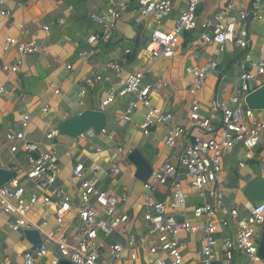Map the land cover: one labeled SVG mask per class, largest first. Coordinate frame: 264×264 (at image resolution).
<instances>
[{"label": "built area", "instance_id": "obj_1", "mask_svg": "<svg viewBox=\"0 0 264 264\" xmlns=\"http://www.w3.org/2000/svg\"><path fill=\"white\" fill-rule=\"evenodd\" d=\"M105 9L100 13H92L91 19L101 25V32L91 33L86 38L88 46L78 52L80 59L97 54L101 47L99 43H107L116 27L122 13L126 10L130 0H104ZM139 13L149 18L150 33L144 49L150 60L160 57L170 58L182 40L186 31L197 27V6L200 0H187V5L179 13L171 30H164L160 24L172 9L171 0H135ZM241 0H225V4L215 15L206 18L200 23L199 38L203 43H214L220 51L224 44L229 43L243 50L237 59L239 68L234 82L232 94L229 97L231 106L226 102L213 103V109L205 115H200L201 104L197 94L203 89L207 75L216 70L218 62L209 61L206 66L192 65L186 72L192 77L188 93L191 95L190 107L186 122L177 124L172 121V115L151 103V86L142 84V71H134L121 75L122 64L126 61L129 49L123 55L105 62V67L113 70L118 78L119 87H108L101 101L100 110L113 101L116 96L127 93L133 95L126 107L115 114L117 123L131 120L133 112L143 107L145 115L141 122L143 134H149L151 128L157 124L166 126L165 143L173 150V161L165 160L154 168L149 177L142 182L146 190L144 200L151 209L144 212L142 217L149 227L148 252L152 255V264H219L215 248L218 244L217 233L220 228L229 226V219L218 215L219 211L227 213L234 219L235 232L233 235H224L223 251L229 262L239 251L243 257V264H259L262 261L258 255V241L264 227V199L254 203L247 215H240L236 207L224 208L225 190L220 183L219 174L222 169L224 153L239 146L243 150V157L238 166L246 165V160L252 158L261 145L264 134V118L250 109L244 102V97L251 90L264 83L259 76L264 75V38L262 52L254 55L251 49L248 25L251 22L264 20V1L248 0L247 5L240 6ZM6 0H0V15L8 17L11 10L5 7ZM18 1V5H21ZM233 11V13L231 12ZM63 23L62 19L58 20ZM154 24V25H153ZM24 25L19 24L20 35H24ZM44 26L43 30H47ZM14 46L21 55L40 52L41 46L34 39L25 40L15 36H8L4 41V48ZM46 52H48L46 50ZM20 60L15 64L3 65V70L15 74ZM66 68H72L67 64ZM103 74L91 69L82 79L78 91L79 104H83V96L87 88L100 82ZM54 94L60 89L49 83ZM4 91L0 87V93ZM49 105L44 104L43 110ZM219 112V115L217 114ZM69 116L68 113L64 117ZM31 124V116L25 112L17 118L11 128L5 133V139L12 153L26 154L25 166L19 163L6 166L12 172L8 180L0 184V212L7 215L6 226L12 231L35 229L40 233L41 242L34 243L21 255V264H58L65 260L73 264H103L99 262L100 255L107 253L112 261L121 260L122 254L129 260L138 258V250L142 241L125 237L124 243L115 241L108 243L107 239L115 233H122L128 222V213L119 207L124 204L125 197L101 189L85 175V166L77 162L73 169V176L79 181V192L74 198L70 192L59 183V158L53 149L37 151L38 144L26 138L25 130ZM100 132L109 139L113 133L102 128ZM83 134V133H82ZM59 135L57 128L46 132V138L51 140ZM100 151V148H96ZM122 151V148H118ZM264 168V158L261 160ZM185 170L189 184L198 198L192 209L193 217L200 222L192 223L187 219H177L174 214L184 212L187 206L188 194L179 183L178 171ZM96 175V170H91ZM107 172L116 175L120 172L117 164L111 163ZM25 182H32L40 192L27 191ZM157 184L167 186L169 197L152 199V192ZM40 204L43 207L51 206L55 218V226L45 229L44 220L40 225L29 219L31 209ZM74 210L79 221L75 234L66 233L70 226L65 221L66 215ZM201 232L202 245L199 249L198 262L186 261L183 256L184 244L180 239L181 233ZM1 233V230H0ZM48 243L57 247L58 256L42 261L49 253ZM5 259L0 264H10Z\"/></svg>", "mask_w": 264, "mask_h": 264}, {"label": "crops", "instance_id": "obj_2", "mask_svg": "<svg viewBox=\"0 0 264 264\" xmlns=\"http://www.w3.org/2000/svg\"><path fill=\"white\" fill-rule=\"evenodd\" d=\"M18 1L22 4L18 5ZM171 1L172 9L160 24L164 30H171L174 27L180 11L187 5V0ZM247 1L241 0L240 6L247 5ZM224 4L225 0H200L196 10L199 23L197 27L183 34L172 57H160L155 60H150L149 54L144 49L150 33L149 18L139 13L135 0L129 1L110 40L107 43L100 42V51L84 59L78 57V52L88 46L86 38L91 33L101 32L102 29L101 25L94 22L90 16L105 9L104 0H17L16 4L8 0L7 8L11 10V15L8 17L0 15V87L4 88L0 93V168L7 169V165L14 163L25 166L26 154L10 152L5 133L17 118L28 112L31 116V124L25 130L26 138L38 144L37 151L53 149L56 152L59 158V183L74 198L79 192V181L72 174L77 162L84 164L86 177L90 178L97 187L110 191L118 197H125V203L119 204V207L128 213L129 220L124 225L122 233H115L107 239V242L124 243L125 237H129L142 241V247L138 250L136 260L127 259L126 253H123L121 260L112 261L104 252L99 258V262L103 264H152L153 257L147 249L148 242L151 241L148 237L149 227L142 217L151 207L143 197L146 192L142 186L143 180L135 176L136 166L128 159V155L137 150L153 170L165 160L175 163L172 155L178 150L166 145V126L163 124H157L151 128L149 134H143L141 130V122L145 115L143 107L137 108L128 122L117 123L114 120L115 114L122 111L132 99L131 93L114 97L105 108L107 114L109 111L112 113L109 124V114L107 115L104 127L108 132L113 133L111 139L102 132L96 134L92 129L76 138H70L59 132V135L51 140L46 138V132L52 128L58 129V124L65 118V113L70 116L86 109H100L106 88L119 87L117 75L104 64L108 60L121 57L127 48L130 51L122 64L121 75L142 71V84L151 86V103L170 112L173 122L177 124L186 122L191 100L188 88L192 80L186 69L195 64L206 66L212 60L218 62L217 69L208 73L203 89L197 94L201 104L200 115L212 110L214 102H226L231 106L229 97L239 72L237 59L243 50L240 49L241 52L236 53L233 48L232 52L235 56L228 57L226 50L231 46L235 47L234 45L226 43L223 51H220L216 44L203 43L199 38L202 30L200 23L219 12ZM59 19H62L63 23H60ZM20 23L25 27L24 35H20ZM44 26H48V29L43 30ZM248 29L251 49L254 55H257L263 50L264 20L251 22ZM8 36L25 40L34 39L41 46V50L37 53L21 55L13 45L4 48V41ZM218 52L221 54L220 58L215 56ZM18 59L20 64L15 74L3 70V65L15 64ZM67 64H72V68H66ZM91 69L100 71L103 78L87 88L83 96V104L80 105L83 108L76 110L78 106L76 99H79L78 91L82 79ZM259 79L264 80V75L259 76ZM50 82L60 89L59 94L53 93L49 86ZM44 104L49 105L48 110H43ZM65 105L70 106L75 112L63 108ZM260 116L264 118V113H260ZM56 122L57 126H55ZM97 147L100 151L96 150ZM118 148H122V151H118ZM232 153L239 155L236 157L235 166L228 164L227 158ZM242 157L243 150L239 146L227 150L222 156L219 180L225 190L224 208L236 207L240 215H247L252 205L258 201H249L246 190L254 179H264V168L261 166V160L264 158V134L254 156L246 160L245 166L240 167L238 162ZM111 163L117 164L120 168V172L114 176L107 172ZM254 164L260 167L262 175H256L257 165ZM91 170H96V175L93 177ZM178 175L180 186L188 196L185 211L174 215L177 219H187L192 223L200 222L192 214L198 198L189 184L185 170L180 168ZM25 187L27 191L40 192L32 182H25ZM169 195L167 186L163 184H157L151 194L152 199L155 200L167 198ZM28 215L37 225L45 220L47 223L43 226L45 229L52 228L56 224L51 206L43 207L36 204ZM218 215L229 219V226L220 228L216 234L218 244L215 252L219 264H243L244 257L239 251L235 252L231 262L225 259L221 238L224 235L234 234L235 223L227 213L219 211ZM6 219L7 215L0 212V261L8 259L11 261L10 264H21V255L31 247L32 243L22 231H10L6 226ZM65 221L70 225L66 233L75 234L79 221L75 217L74 210L66 215ZM180 239L184 244L182 251L184 259L198 262L199 249L203 243L201 232L181 233ZM48 246L49 253L42 261L58 256L57 247L51 243H48ZM259 264H264V260Z\"/></svg>", "mask_w": 264, "mask_h": 264}, {"label": "water", "instance_id": "obj_3", "mask_svg": "<svg viewBox=\"0 0 264 264\" xmlns=\"http://www.w3.org/2000/svg\"><path fill=\"white\" fill-rule=\"evenodd\" d=\"M246 106L253 110H264V83L251 90L244 97ZM107 112L100 109H86L63 118L58 124L60 134L70 138H76L82 133L92 129L96 134L106 126ZM128 159L136 166L135 176L145 181L152 172V167L144 160L142 155L134 150L128 155ZM12 175L7 169L0 168V184L6 182ZM246 196L249 201L255 202L264 199V179L256 178L248 186ZM23 234L32 244L40 243V233L35 229H25ZM258 255L264 260V227L261 230L258 241ZM58 264H73L62 260Z\"/></svg>", "mask_w": 264, "mask_h": 264}, {"label": "rangeland", "instance_id": "obj_4", "mask_svg": "<svg viewBox=\"0 0 264 264\" xmlns=\"http://www.w3.org/2000/svg\"><path fill=\"white\" fill-rule=\"evenodd\" d=\"M8 1V0H7ZM7 1H6V3H5V7H8L7 6ZM11 2H14L15 4L17 3V0H10ZM264 1V0H263ZM52 27H54L53 26V24H52ZM233 48H235V51H236V53H239V52H241L240 51V48H237V47H232L231 46V50L229 49V48H227V50H226V53L228 54L227 56L228 57H233V56H235L234 55V53L232 52V50H233ZM215 56L216 57H218V58H220L221 57V54L218 52V53H216L215 54ZM228 75H230V73H228ZM79 100V99H78ZM77 99H76V102L78 101ZM80 105H82V104H79V101H78V106H77V108H76V110H80V109H82L83 108V106H80ZM62 108V107H61ZM63 108H65L66 110H69V111H71L72 113L73 112H75L74 111V109H72V108H70V106H63ZM256 113L260 116V113H264V110H256ZM109 114V115H108ZM108 124L110 123V121H111V116H112V113L109 111L108 112ZM217 114L219 115V112L217 111ZM56 125L55 126H57V122L55 123ZM237 156H239V155H235L234 153H232L230 156H228V164H233L234 166H235V161H236V157ZM254 165H257V164H254ZM253 165V166H254ZM256 171H255V173H256V175H262V172H261V170H260V167L257 165L256 166ZM93 176H95V175H91V177H93ZM228 199H230V197H228ZM227 199V200H228Z\"/></svg>", "mask_w": 264, "mask_h": 264}, {"label": "bare ground", "instance_id": "obj_5", "mask_svg": "<svg viewBox=\"0 0 264 264\" xmlns=\"http://www.w3.org/2000/svg\"><path fill=\"white\" fill-rule=\"evenodd\" d=\"M110 40V39H109Z\"/></svg>", "mask_w": 264, "mask_h": 264}]
</instances>
